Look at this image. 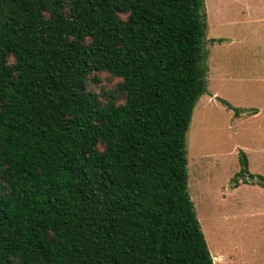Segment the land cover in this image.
Returning <instances> with one entry per match:
<instances>
[{"label": "trees", "instance_id": "obj_1", "mask_svg": "<svg viewBox=\"0 0 264 264\" xmlns=\"http://www.w3.org/2000/svg\"><path fill=\"white\" fill-rule=\"evenodd\" d=\"M207 28L204 0H0V264H215L186 146Z\"/></svg>", "mask_w": 264, "mask_h": 264}, {"label": "rangeland", "instance_id": "obj_2", "mask_svg": "<svg viewBox=\"0 0 264 264\" xmlns=\"http://www.w3.org/2000/svg\"><path fill=\"white\" fill-rule=\"evenodd\" d=\"M204 2L208 80L187 132L188 188L215 264H264V187L234 186L242 152L264 177V0ZM90 78L101 101H124L121 78Z\"/></svg>", "mask_w": 264, "mask_h": 264}, {"label": "water", "instance_id": "obj_3", "mask_svg": "<svg viewBox=\"0 0 264 264\" xmlns=\"http://www.w3.org/2000/svg\"><path fill=\"white\" fill-rule=\"evenodd\" d=\"M213 259H217V257L216 256H213Z\"/></svg>", "mask_w": 264, "mask_h": 264}, {"label": "crops", "instance_id": "obj_4", "mask_svg": "<svg viewBox=\"0 0 264 264\" xmlns=\"http://www.w3.org/2000/svg\"><path fill=\"white\" fill-rule=\"evenodd\" d=\"M263 20H264V17H263ZM243 21H244V20H243ZM243 21H242V22H243Z\"/></svg>", "mask_w": 264, "mask_h": 264}]
</instances>
